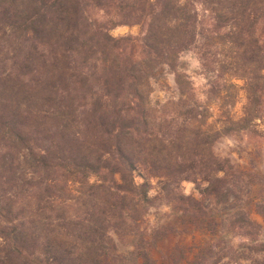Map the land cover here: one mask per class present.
Masks as SVG:
<instances>
[{"label":"trees","instance_id":"trees-1","mask_svg":"<svg viewBox=\"0 0 264 264\" xmlns=\"http://www.w3.org/2000/svg\"><path fill=\"white\" fill-rule=\"evenodd\" d=\"M263 118L264 0H0V264H238L234 236L264 250V181L215 151ZM183 232L222 244L163 245Z\"/></svg>","mask_w":264,"mask_h":264},{"label":"rangeland","instance_id":"rangeland-1","mask_svg":"<svg viewBox=\"0 0 264 264\" xmlns=\"http://www.w3.org/2000/svg\"><path fill=\"white\" fill-rule=\"evenodd\" d=\"M111 33L115 36L124 35L128 33L136 35L138 33V27L118 26L112 29ZM180 66L182 69H185V71L190 75L196 89H202L205 79L199 73L198 63L190 53L182 55V57L180 58ZM163 78V82L165 84L169 86L172 85L171 74H166V76H164ZM164 94L165 92L163 90H160L158 87H156L154 97L162 98L164 97ZM242 102L243 97L241 95L233 110L234 115L236 117H238L240 114ZM257 128L260 131L259 137H253L252 139L244 138L240 141L232 138H225L216 145L215 151L222 156L231 157L233 163L237 165L238 168L255 173L257 177L256 181H264V118L261 119L260 122H258ZM181 187L185 194H190L195 197L199 196L192 182L183 181ZM153 192L154 190L151 191V193ZM167 211L168 209L166 207L152 209L150 215L148 216V222L152 223L155 221H164L166 219L165 213ZM181 234L182 235H179L172 239L170 235V240H165L163 245L167 247L171 245L173 246L175 243L192 245L193 243L199 241V239L202 238L205 241L213 244L214 246H217L218 243L219 245L222 244V241L220 239L217 240L215 238L210 237L209 235H203L202 237H200V235H192L191 233L188 234L187 232H183ZM229 240L230 241L228 249L229 251L231 250V253L236 256V258L238 259V264H253V261L255 259L264 256V250L260 251L255 249H249L244 243L245 239L239 236L231 237ZM125 245L126 244L122 243L119 246V250L125 252L127 250V247ZM216 252L224 253V251L221 252V250ZM218 264H234V262L232 261V259L229 258L227 254H225V256L218 262Z\"/></svg>","mask_w":264,"mask_h":264}]
</instances>
